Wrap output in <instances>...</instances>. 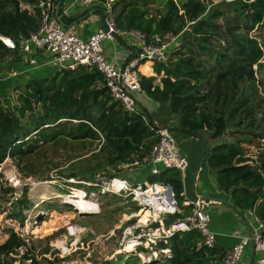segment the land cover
<instances>
[{
	"label": "trees",
	"instance_id": "1",
	"mask_svg": "<svg viewBox=\"0 0 264 264\" xmlns=\"http://www.w3.org/2000/svg\"><path fill=\"white\" fill-rule=\"evenodd\" d=\"M111 4L119 29L144 33L148 39L176 37L168 62L153 64L154 73L162 74L160 86L153 84L155 77L141 76L142 91L166 104L177 120V130L189 137L205 141L229 134V140L210 147L204 162L234 208L264 223V40L251 35L264 25V0H113ZM22 5L34 6V14ZM39 15L37 0H0V35L18 43L37 30ZM18 53L0 43V64ZM148 66L144 69L149 71ZM102 83L96 69L78 67L27 79L16 89L15 102L5 95L0 102V165L10 158L22 171L36 175L33 162L45 146L78 142L96 144V149L58 170V179L65 183L88 182L108 169L143 163L157 140L141 118L149 119L147 113L139 109L138 114L128 115ZM244 144L254 148V158L244 154ZM179 177L177 170L161 169L149 183L169 184L177 198L183 192ZM66 184L82 188L78 183ZM2 192L6 195L13 189ZM25 196L7 210L20 226L23 212L30 208ZM181 217L169 216L166 223ZM54 226L45 222L33 234L42 238L50 231L46 237H51ZM25 245L21 233L10 228L0 243V264H15L13 256ZM167 247L170 258L142 263L131 255L137 260L133 264H222L223 252L207 247L197 231L173 237Z\"/></svg>",
	"mask_w": 264,
	"mask_h": 264
},
{
	"label": "built area",
	"instance_id": "2",
	"mask_svg": "<svg viewBox=\"0 0 264 264\" xmlns=\"http://www.w3.org/2000/svg\"><path fill=\"white\" fill-rule=\"evenodd\" d=\"M79 1L86 6L94 3V0ZM24 6L26 9H30L29 5L21 7L25 8ZM37 8L40 10V15L35 32L20 39L18 43L11 37L0 35V43L8 50H18L24 57V62L33 67L38 65L33 58V53H43L47 56L48 61L57 67V70L72 71L78 67L96 69L103 77L102 87L107 89L113 101L117 102L128 115L138 114L139 105L136 94L142 93V88L141 76L137 72V68L141 62L167 63L170 58V47L176 37L167 39L153 35L148 39L144 33L119 29L114 20L107 19L103 27L84 41L64 29L56 15L53 0H37ZM128 36L135 37L140 43L135 58L120 67L108 64L103 56V42ZM141 118L154 131L157 139L144 160L150 175H159L161 169L177 170L184 174L188 167L187 160L178 152L175 139L169 130L157 127L144 115H141ZM120 167L125 168L127 165ZM69 181L80 184L82 188L75 193L71 192L66 195L64 203L81 216L97 214L100 211L99 196L102 195L129 200L135 205L137 210L130 213L121 223L123 230L119 243L120 254L137 256L142 263L157 261L161 256L170 258V249L167 247L169 241L177 235L182 236L192 231L201 234L207 247L215 248L214 235L208 229L207 209L210 205L208 201L195 198L180 205L169 184L130 183L128 179L118 176L117 172L111 169L96 174L88 182ZM78 194H82V198L91 201L93 206L86 211L76 209L71 203V198H76ZM184 207L190 208L186 214L183 211ZM138 214L147 215L145 223L140 222ZM176 214H181L182 217L169 224H164L167 217ZM255 221L257 226L252 233L240 235L234 246L223 251L222 264H239L244 250L248 246H251L254 252L261 254L259 262L264 264V235L262 233L264 223L257 218ZM72 229L75 232L72 233ZM82 232L83 229L77 225H70L67 228V234L70 237ZM60 244L57 246L50 243L49 246L57 248L59 252L65 250L66 253L73 246L72 244L68 247L65 242Z\"/></svg>",
	"mask_w": 264,
	"mask_h": 264
},
{
	"label": "rangeland",
	"instance_id": "3",
	"mask_svg": "<svg viewBox=\"0 0 264 264\" xmlns=\"http://www.w3.org/2000/svg\"><path fill=\"white\" fill-rule=\"evenodd\" d=\"M251 35L257 37L259 41H263L264 25L251 32ZM43 56H45L43 53H33V58L38 63L36 67L25 63L22 64V69H17L20 67L19 57H23L19 53L18 56H8L0 64V102H3L5 95H9V100L15 102L19 94L16 89L27 79L53 75L57 67L53 64L42 66L45 64L44 62L42 65L40 64ZM9 62H12L15 68ZM47 67H50L51 70H44ZM20 70L27 72L21 74ZM33 70H36L37 73L32 74ZM14 73H16L15 76ZM17 77L20 78L15 79ZM154 117L157 118L156 115H152V118ZM158 117H160L158 118L160 125L168 129L175 139L180 155L187 160L188 167L185 173L190 176L189 186H192L194 174L198 168H200L198 179L200 181L207 180L210 169L203 162L206 153L217 141L229 140V134L226 133L218 140H199L181 134L171 121H167L168 119H163L161 116ZM242 147L247 157H255L253 147L246 144ZM94 149H96V144L88 142L69 145L59 143L55 147L45 146L42 155L36 159L35 163L33 162L36 175H30L25 170L22 171L10 158L0 165V243L7 238L10 228L14 227L15 231L22 233L26 244L17 255L13 256L15 264H100L104 260L114 258L115 260L108 264L137 262L136 258L131 255L120 254L121 247L119 246L123 230L121 223L130 213L137 210L133 203L119 197L102 195L99 196L100 211L91 216H81L75 213L72 208L64 207L66 195L81 190V187L69 186L66 183L72 182L65 183L58 179L60 171L67 166L70 159L85 154L89 155ZM202 162L203 164H201ZM54 165H57V168ZM127 167H120L116 172L119 176L128 179L130 183L149 182L153 177L145 162ZM43 176L44 178H42ZM46 176L50 181L43 180L46 179ZM179 179L181 183L185 182L184 179L182 180V173H180ZM6 188H12L13 193L3 194L2 191ZM24 194H26L25 198L28 200L30 208L23 212V226H20L18 222L9 218L10 214L7 210L16 205V201L22 199ZM181 200V197L177 196L178 204H181ZM50 214H53V217ZM58 214L60 216L56 219ZM166 220L164 224H167ZM45 222L55 224L54 229H57L55 232L53 231V236L46 237L50 231L45 236H43L45 233H42V238L40 234H33L35 229ZM68 225H77L83 229V232L70 237L67 234ZM233 225V220L227 224L225 220L214 216L209 220L208 229L211 231L214 226V228H219L227 233L232 230ZM48 229L49 227L46 230ZM61 242L67 243L68 247L73 244L68 253L65 250L59 252L57 248L49 246L50 243L57 245ZM126 258L129 259L126 261Z\"/></svg>",
	"mask_w": 264,
	"mask_h": 264
},
{
	"label": "crops",
	"instance_id": "4",
	"mask_svg": "<svg viewBox=\"0 0 264 264\" xmlns=\"http://www.w3.org/2000/svg\"><path fill=\"white\" fill-rule=\"evenodd\" d=\"M113 0H108L106 4H97L92 3L89 6L84 5L79 0H53L55 6L56 15L59 18V21L62 23L64 29L69 30L71 33L75 34L82 40H87L89 37L104 26V23L107 19L114 20V13L111 9V2ZM26 9V6H24ZM30 9H26L29 13L34 14V6H30ZM140 47V43L137 41L135 37H119L114 41H105L102 44L103 56L105 61L116 67H120L125 62L135 58ZM11 51V50H10ZM19 52V51H18ZM19 55H21L19 53ZM24 57H19L20 67L17 69H22V64H25ZM45 60V61H44ZM40 64L44 62V65L51 64L48 61L47 56H43L41 58ZM148 63L149 71L144 69L145 64ZM53 66V65H52ZM44 70H51L50 67L45 68ZM26 70H20L19 73H25ZM137 72L140 76L144 77H155L154 85L160 86V78L162 74L157 76L153 71V63L144 62L142 65H139L137 68ZM36 70H33L32 74H36ZM16 73H14L15 76ZM142 95V96H141ZM139 109L143 110L147 113L149 120H151L155 125L159 128H164L160 125L158 121V116L163 117V119H168L167 121H171L174 124V127H177V120L169 111V108L166 104H161L150 99L146 96L145 93H139L136 96ZM152 115H156L157 118H152ZM177 129V128H176ZM179 131V130H178ZM181 134L185 135L181 131ZM203 164V163H201ZM200 168L194 174V179L192 186H189V174H182V180L184 179V183L182 181L183 192L181 194V203L185 201H191L195 198H200L205 201L210 202L208 206V215L212 214L209 217L214 218L217 216L221 218V220H225L228 224L230 220L234 221V225L232 226V230L230 232H225L219 228H214L212 226L211 232L214 235V244L215 249L224 251L225 249L231 248L238 242V237L242 234H250L256 229V221L254 216L250 212H240L237 213L233 209H231L227 204L234 207L230 196L217 188L214 173L210 170L208 179L202 180L198 179ZM220 199L224 201V203L214 200ZM186 209L188 211L190 208L184 207L183 211ZM238 210V209H237ZM185 212V211H184ZM261 254L258 252H254L251 246L246 247L244 253L241 257L239 264H260Z\"/></svg>",
	"mask_w": 264,
	"mask_h": 264
},
{
	"label": "bare ground",
	"instance_id": "5",
	"mask_svg": "<svg viewBox=\"0 0 264 264\" xmlns=\"http://www.w3.org/2000/svg\"><path fill=\"white\" fill-rule=\"evenodd\" d=\"M82 194H79L76 198H71V203L72 205L78 209L79 211H86L88 209H90V207L93 206L92 202L89 200H86L84 198H82L81 196ZM66 199V198H65ZM140 215L139 219L141 223H145L146 219H147V215H142V214H138ZM84 216V215H83ZM71 232H75L74 229L71 230ZM61 244H57V246H60Z\"/></svg>",
	"mask_w": 264,
	"mask_h": 264
},
{
	"label": "water",
	"instance_id": "6",
	"mask_svg": "<svg viewBox=\"0 0 264 264\" xmlns=\"http://www.w3.org/2000/svg\"><path fill=\"white\" fill-rule=\"evenodd\" d=\"M203 162H204V161H203ZM203 162H202V163H203ZM214 200H217V201H220V202L224 203V201H222V200H220V199H214ZM227 205H228L231 209H233L235 212L240 213L236 208L230 206L229 204H227Z\"/></svg>",
	"mask_w": 264,
	"mask_h": 264
}]
</instances>
